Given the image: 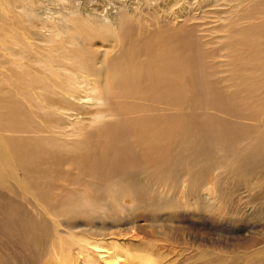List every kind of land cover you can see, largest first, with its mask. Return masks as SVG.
I'll list each match as a JSON object with an SVG mask.
<instances>
[{"label": "rangeland", "instance_id": "1", "mask_svg": "<svg viewBox=\"0 0 264 264\" xmlns=\"http://www.w3.org/2000/svg\"><path fill=\"white\" fill-rule=\"evenodd\" d=\"M233 1L171 0L167 8L161 6L149 16L147 28L129 21L132 33L125 40L132 49L130 57L144 61L138 50L155 41L183 46L196 57L197 67L191 68L203 74L180 75L174 86L161 90V99L149 82L144 89L131 87L130 93L103 91L105 104L89 109V113L101 110L104 116L98 120L107 122L102 131H86L96 136L95 141L102 140L93 152L81 150L84 130L42 117L0 142L2 212L13 206L30 216L29 205H35L47 217L32 245L36 261L28 264H264V151L248 147L256 141L257 149L264 145V8L246 0L236 7ZM176 16L180 21L174 25L171 19ZM119 39L117 48L124 50L125 40ZM106 43L93 45L104 49L101 44ZM103 55H96L95 62ZM205 84L212 93L207 98L202 93ZM170 98L185 101L168 102ZM182 113L193 116L196 127L208 125L211 136L207 138L202 128L204 139L193 146L184 138L172 141V156L161 163L153 159L158 148L131 138L142 132L141 123L149 125L150 132L160 125L165 130ZM229 132L230 138L235 137L231 150H225L215 140ZM46 143L52 151H64L69 160V152L81 150L89 170L94 169L93 189L80 186L75 171H68L62 162L65 176L44 179L42 192L19 153L35 154ZM98 155L95 163L92 157ZM18 188L29 196L25 205L18 202ZM23 218L18 215L14 221ZM12 237L19 242L16 235ZM84 239L100 241L102 246H87ZM70 253L78 257L73 259Z\"/></svg>", "mask_w": 264, "mask_h": 264}, {"label": "bare ground", "instance_id": "2", "mask_svg": "<svg viewBox=\"0 0 264 264\" xmlns=\"http://www.w3.org/2000/svg\"><path fill=\"white\" fill-rule=\"evenodd\" d=\"M158 1L160 0H0V142L4 138L9 139L14 136L12 132H17L18 128H26L35 118L42 117L46 122L60 121L84 130L81 133L83 136L80 142L83 146L81 150L87 152L92 151L93 148L95 150L102 140L95 141L96 136L92 137L90 130L93 132L97 128L102 131V128L107 126V122H99L98 118L104 116L100 113L101 110L89 113V109L101 108L105 104L103 91L108 93L117 90L122 94L125 91L130 93L131 87L144 89L145 84L149 82L155 97L161 99V90L164 91L169 85L174 86L180 75L187 72L192 74V71H196L194 70L197 67L196 57L190 52H185L183 46L176 45V48H172L155 41L138 50L145 56L144 61L130 57L132 49L129 50L130 43L126 42L125 38L132 28L127 25L132 23L129 22L130 20H134L142 22L145 28L149 27L150 23H146L150 21L149 16L161 9V6L167 8L171 2V0ZM236 1V7L240 6L238 4L242 0ZM252 2V6L264 8V0H246L245 3ZM173 12L176 13V10ZM180 16L171 19L174 20V25L179 23L180 20L176 19ZM177 29L178 27L173 30ZM129 30L131 31L128 33ZM119 38H123L126 42H123L125 51L117 48V45H120L118 43L122 41L116 42ZM171 38L174 42L175 35L173 34ZM95 42H109L108 44H114L113 46L116 47L115 49L113 46L105 47L107 43L105 45L103 43L101 45L104 49H97L96 44V48L93 45ZM127 51L128 54L124 56ZM101 53L104 54L101 60L95 62L96 55L100 56ZM192 66L194 69L191 68ZM101 71L105 73L104 80H101ZM196 72V76L203 74L201 69L198 74ZM152 88L147 89L152 90ZM202 93L206 98L207 94H212L207 84L202 87ZM178 99L170 98L167 101H176V103L185 101V98ZM182 116H177L168 129H161L159 123L160 127H152V132L147 129L149 125L140 122L142 132L129 137L133 138L134 142H145L160 149V155L158 150L153 152V159L161 163L172 156V141L184 138L193 146L204 139L203 133L207 132L205 135L207 138L211 136L208 125L202 124L201 127H196L191 120L193 116L188 117L189 115L185 113H182ZM171 119H167L168 122ZM98 122L99 124H95ZM201 129L206 132L200 131ZM46 131L49 133L48 130ZM230 135L229 132L213 139L221 142L225 150H231V140L235 136L230 138ZM228 136L229 138L226 139ZM85 139L90 140L86 142ZM258 144L259 141H256L248 147L256 151H264V145L257 149ZM81 150L69 152V160L64 151H52L50 145L46 143L39 146V151L35 154L27 155L22 151L19 153V160L35 174L32 182L37 184L42 192L45 188L44 179H60L65 176V171L60 169L62 162H66L68 171H75L74 180L80 186L93 189L94 169L89 170L91 167L88 168L87 163L85 164L81 158L83 155ZM216 151L220 150L216 149ZM99 157V155L92 157V160L97 163ZM45 163L46 167H44ZM101 163L104 164L102 161ZM99 166L101 167V164ZM99 170L101 171V168ZM17 194L20 198L18 202L25 205L24 199L29 197L28 194L22 188L17 189ZM29 207L32 211L30 216L25 215L19 207H6L4 212L0 208V215L5 213L0 217V264H28L30 261L35 263L36 254L33 248L35 246L32 245L36 242L34 240L36 232L43 231L40 227L44 226L47 217L39 207L35 205ZM22 214L23 219L14 221L15 217ZM14 235L19 242L13 239ZM69 236L74 237L71 234ZM31 239L34 240L32 243H30ZM84 242L94 248L102 246V242L97 240L84 239ZM69 255L73 259L78 257L73 253ZM84 258L89 259V256Z\"/></svg>", "mask_w": 264, "mask_h": 264}]
</instances>
